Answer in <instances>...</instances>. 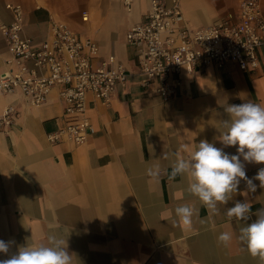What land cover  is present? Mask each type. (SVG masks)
Masks as SVG:
<instances>
[{
	"label": "crops",
	"instance_id": "0c3cea01",
	"mask_svg": "<svg viewBox=\"0 0 264 264\" xmlns=\"http://www.w3.org/2000/svg\"><path fill=\"white\" fill-rule=\"evenodd\" d=\"M13 3L23 8V33L33 47L49 36L50 20L56 19L97 43L94 64L114 55L128 73L109 104L88 94L93 132L82 144L47 138L65 124L56 92L39 106L19 92H0V111L8 104L17 110L11 127L0 128V239L15 242L0 260L20 247L47 244L54 235L66 241L73 264H261L236 238L264 208L260 182L254 181L252 193L241 180L214 213L187 190L186 177L172 175L171 163L174 153L186 155L185 144L194 149L202 140L236 154L238 146L225 148L219 140L224 107L248 100L264 105V53L255 70L233 60L184 65L174 96L164 101L156 82L142 86L135 47L126 41L128 29L143 19L147 0H133L130 8L123 0H0V74L9 58L1 25L12 21L7 5ZM239 4L181 0L190 28L236 20ZM244 163L249 178L264 168V163ZM155 164L164 170L159 178L147 175ZM236 201L251 204L247 222L227 217ZM185 203L194 209L189 230L177 226L174 213ZM224 231L234 236L227 247L217 241Z\"/></svg>",
	"mask_w": 264,
	"mask_h": 264
},
{
	"label": "built area",
	"instance_id": "2783aa9c",
	"mask_svg": "<svg viewBox=\"0 0 264 264\" xmlns=\"http://www.w3.org/2000/svg\"><path fill=\"white\" fill-rule=\"evenodd\" d=\"M133 0H123L130 8ZM143 19L126 33L136 50L144 78L142 86L156 82L155 91L166 101L174 96L178 74L184 65H222L235 61L244 70L260 66L264 53L262 0H240L236 20L222 19L211 25L190 28L185 22L181 0H147ZM12 21L2 24L9 58L0 74V92H19L32 106L47 102L56 92L65 124L47 134L51 142L62 139L84 143L93 132L86 99L92 94L109 104L118 84L126 83L127 70L109 55L94 64L99 47L89 37H80L67 23L50 20V34L38 47L23 33V8L8 4ZM87 16L84 15L83 19ZM16 107L0 111V128L8 130Z\"/></svg>",
	"mask_w": 264,
	"mask_h": 264
},
{
	"label": "clouds",
	"instance_id": "9594fccd",
	"mask_svg": "<svg viewBox=\"0 0 264 264\" xmlns=\"http://www.w3.org/2000/svg\"><path fill=\"white\" fill-rule=\"evenodd\" d=\"M227 118L222 121L225 131L219 140L226 147H236V154H230L202 140L193 149L183 146L186 155L174 153L171 163L172 175L184 176L188 179L187 190L196 197L203 206L214 213L219 212L218 205H225L237 192L241 180L246 184L247 192L254 193L257 185L264 188V168L249 178L245 163H264V105L251 100L241 104H227L224 107ZM242 157V159H241ZM164 170L160 164L147 169V175L159 178ZM247 193H245L246 195ZM179 227L191 229L194 209L189 204H181L174 210ZM230 219L247 222L251 218V204L248 201H236L234 206L226 210ZM256 219L245 223L236 237L253 257H258L264 264V208L257 210ZM174 223L176 221L174 220ZM232 232H221L218 243L227 247L233 240ZM47 244L20 247L8 259L0 260V264H73V256L66 247V241L49 235ZM15 242L0 239V253L7 255L10 246Z\"/></svg>",
	"mask_w": 264,
	"mask_h": 264
}]
</instances>
